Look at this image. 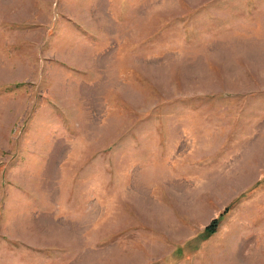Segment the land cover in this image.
I'll list each match as a JSON object with an SVG mask.
<instances>
[{
  "label": "rangeland",
  "instance_id": "rangeland-1",
  "mask_svg": "<svg viewBox=\"0 0 264 264\" xmlns=\"http://www.w3.org/2000/svg\"><path fill=\"white\" fill-rule=\"evenodd\" d=\"M0 264H264V0H0Z\"/></svg>",
  "mask_w": 264,
  "mask_h": 264
},
{
  "label": "trees",
  "instance_id": "trees-1",
  "mask_svg": "<svg viewBox=\"0 0 264 264\" xmlns=\"http://www.w3.org/2000/svg\"><path fill=\"white\" fill-rule=\"evenodd\" d=\"M217 223H218V221L215 222V223L213 224V226H211V227L208 229V231H209V232H213V231H215V228H216V226H217Z\"/></svg>",
  "mask_w": 264,
  "mask_h": 264
},
{
  "label": "bare ground",
  "instance_id": "bare-ground-1",
  "mask_svg": "<svg viewBox=\"0 0 264 264\" xmlns=\"http://www.w3.org/2000/svg\"><path fill=\"white\" fill-rule=\"evenodd\" d=\"M260 81V80H259Z\"/></svg>",
  "mask_w": 264,
  "mask_h": 264
}]
</instances>
